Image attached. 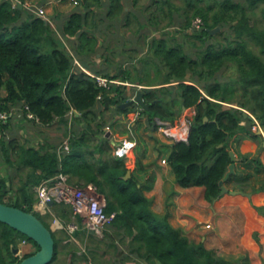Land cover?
Here are the masks:
<instances>
[{
    "label": "trees",
    "instance_id": "1",
    "mask_svg": "<svg viewBox=\"0 0 264 264\" xmlns=\"http://www.w3.org/2000/svg\"><path fill=\"white\" fill-rule=\"evenodd\" d=\"M153 2L159 15L167 17L168 21L162 26L155 15L146 20L153 35L149 50L166 74L162 79L164 86L143 95L146 108H141L139 119H146L150 128L156 119L173 122L183 107L194 108L195 117L187 139L172 140L169 145L167 162L175 183L183 189L201 187L204 199L210 204L216 200V204L221 205L228 198L237 197L258 245L259 256L262 246L257 236L261 225L254 217H264V206L254 205L247 195L221 194L219 181L228 171L229 152L233 150L243 167L238 164L225 185L232 183L233 191L264 193V180L247 191L251 174L262 167L261 159L257 154H241L238 149L243 138H250L254 144L264 141L263 136L252 130L254 120L244 118L238 109L248 111L264 132V26L251 23L256 7L264 21V0H246L245 3L181 0V6L172 0ZM100 4L101 0H79V6L60 26L52 25L22 5H14L12 0H0V111L21 110L27 121L41 126L57 123L62 126L68 143V150L58 153L57 146L49 142L35 147L1 138L8 170L24 174L17 185L12 176L0 177V203L31 212L50 228L49 223L34 212L37 187L43 180H51L61 173L70 184H91L105 196V212L115 213L110 238L125 245L128 251L125 258L133 255L138 264H223L204 241L191 239L174 228L166 216L152 211L141 184L144 140L139 139L135 169L127 178L129 170L124 159L112 153L104 116L112 112V106L118 115H126L132 107H120L125 101L124 88L120 90L113 84L110 89L101 88L95 78L83 71L90 68L87 59L95 53V41L87 37L85 28L88 22L96 21L91 8ZM124 8L120 0H110L109 14L118 17L124 13ZM173 14L185 17L183 24L179 23L185 37L199 41L194 57L177 40V31L167 30L175 23ZM195 17L202 19L201 29L191 28ZM131 18L129 12L125 13L127 25L132 22ZM217 27L220 30L211 34L210 30ZM225 27L229 28L230 36L218 42L215 37H222ZM75 40L79 42L73 43ZM228 70L234 74L226 81L220 80V75ZM225 103L236 107H225ZM27 112L37 120L27 119ZM9 122L0 124L1 132L9 127ZM68 207L55 202L47 215L52 213L64 225L77 222L82 228L81 219L74 218ZM80 228L73 236L81 235ZM82 231L83 236L85 232L94 235L84 228ZM52 235L55 252L50 264L57 259L61 241L54 231ZM21 242L32 244L35 250L19 257L13 249ZM113 247L118 248L115 244ZM37 250L35 242L0 221V264H18ZM72 255L75 257L76 253ZM83 259H86L84 255Z\"/></svg>",
    "mask_w": 264,
    "mask_h": 264
},
{
    "label": "crops",
    "instance_id": "2",
    "mask_svg": "<svg viewBox=\"0 0 264 264\" xmlns=\"http://www.w3.org/2000/svg\"><path fill=\"white\" fill-rule=\"evenodd\" d=\"M20 1H29L35 5L43 6L47 20L52 25L58 24L60 26L67 20L69 14L78 7L74 6L70 0ZM120 1L125 8L124 13L118 17H112L109 14L110 0H101L99 6L91 8L96 21L88 22L85 31L87 37L95 41V53L87 59L91 63L90 68H84L83 71L89 76L99 75L115 81L116 83L113 85L118 86L120 90L124 88V94L127 92V98L132 99L141 87L155 89L164 85L162 78H157L151 69H147L149 65L154 68V65L158 63L149 50L153 35L150 31L151 25L146 21L143 4H139L138 0ZM138 4L140 6H137ZM127 12L133 17L129 25L124 21ZM147 33L149 34L148 37L144 35ZM78 42L77 40L73 41L76 44ZM158 68L161 70L159 74L162 76V67L159 64ZM126 101L127 99L122 101L121 104ZM131 107L132 110L126 115H118L112 106V112H108L104 116L107 121L105 131L109 132V146L112 153L116 147L122 145L124 140L136 142V146L130 154L122 158L130 173L135 169L136 151L138 145L140 146L139 139L144 140L146 149L142 147V150L145 151V157L143 159L144 172L142 173L143 180L141 184L144 188V194L150 201L152 211L159 216H166L168 222L174 228L182 230L189 237L201 234V239L206 247L218 252L220 256L225 257L226 261H231L230 255H236V258L239 255H245V258L249 256L251 264H260L257 263V259L261 257L262 261L264 259V217H254L261 225L257 236L262 246L260 257V255H257L258 245L252 236V229L245 221L243 210L238 206L240 203L238 198L230 197L221 205L216 204V200L210 204L204 199L201 187L180 188L175 183L171 167L167 162L170 151L169 145L172 141L157 133L155 131L156 126L153 130L151 129L152 125L148 128L146 119H139L142 112L141 106L134 104ZM15 110L17 111V109ZM75 114L79 115L78 113ZM260 135L264 137V133ZM98 139L100 140L101 137H98ZM63 143L57 147L58 153L68 150V143L66 147L60 149ZM260 147L262 149H259ZM238 149L241 154H257L262 162L260 170L253 171L250 176V187L247 189V191H250L253 187H258L260 182L264 180V141L261 144H254L250 138H243L238 144ZM238 162V156L236 155L235 170L238 167ZM239 167L242 168L243 166L240 165ZM226 187L228 190H233L232 183ZM246 194H250L248 197L254 205L264 206L263 192H247ZM36 197L38 201V191ZM36 203L34 204V210L42 212L39 208L36 209ZM206 224H210V228H206ZM229 227L232 228L228 232V237L234 238L237 236L242 239L243 246L238 247L237 252L234 250V252L231 250L225 251L224 249L227 247L221 246L227 243V240L221 243L224 238L219 236L220 232L223 229L227 230ZM242 233L243 235H241ZM213 236L215 238L220 237V240H216L219 245L212 243ZM243 238L248 241L243 242Z\"/></svg>",
    "mask_w": 264,
    "mask_h": 264
},
{
    "label": "rangeland",
    "instance_id": "3",
    "mask_svg": "<svg viewBox=\"0 0 264 264\" xmlns=\"http://www.w3.org/2000/svg\"><path fill=\"white\" fill-rule=\"evenodd\" d=\"M153 1L154 0H138L137 2L139 4H143V8L145 11L144 13H146L147 19L154 15L158 16L159 20H161V25L163 26L168 21V18L167 17L163 18V16L159 15V11ZM233 1L235 2L242 1L244 3L246 2V0H233ZM172 2L176 5H180V6L182 5L181 0H172ZM139 4L137 6H140ZM163 8L165 10L166 6H164ZM173 15H174L175 23H173V25L170 26L167 30L177 31L175 32L177 40L183 43L184 50L190 53L194 57L196 51L198 50L197 45H199V41L193 37L192 38L185 37V32L183 29H181L180 26V24H183L185 17L184 16L178 17L177 14H173ZM251 23L255 24L257 27L264 26V21L261 19L259 7H256L254 9V13L251 14ZM229 33H230L229 28L225 27L224 35L222 37L217 36L215 37V39L218 42H221L223 41L222 39L224 36H230ZM211 41L214 42V39ZM147 69H151L156 74L157 78L163 79V76L166 74V70L162 68V72H161L162 76H160L159 73L161 70H159L158 64H155L154 68L151 65H149ZM232 74H234V72L228 70L224 73V75L223 74L220 75V80L226 81L229 79L228 77H230ZM254 129L252 127V130L257 133V129L256 130ZM63 134L64 132L61 125L59 126L57 123L49 126L36 125L32 122L27 121L23 117V113L21 110H17V111L15 110L14 116L10 119L9 127L4 132L0 131V139L3 138L6 142L10 140H14L18 144L21 145L23 144L25 146H35V147H38L40 144H43L44 142H49L54 146L58 147L59 144H61L66 139V137ZM8 168L9 167L5 162V158L3 157L1 144H0V177H7L8 175L12 176L15 185H17L18 179L24 173L21 172L22 174L19 175L15 169L8 170ZM47 209H45L44 212H38V211H34V212L36 213L38 212L42 220L49 223L50 229L54 231L57 238L61 240L58 245L57 259L52 264H78L86 260H91L93 264H138L136 260L132 258L133 255H130L129 259L125 258V256H128V251L124 244H122L118 240L112 241V239L110 238L111 237L110 234H112L113 231L110 226L105 227L100 235L94 234L93 236H91L90 233L87 232H85L83 236L82 228H80L81 235L76 237L73 235H69L70 230L68 229L67 225L61 223L59 219H57L52 213H50L51 215H47V213H49V208ZM55 219L58 220L59 222L55 223ZM59 223H61L62 228H60L61 225ZM72 223L73 222H71L70 224ZM230 228L232 227H229L227 230L225 229L221 230L219 236L221 237L223 236L224 238L221 241V243H224V241L227 240V243L221 246L227 247L224 249L225 251L231 250L232 252L234 251L237 252L238 247L240 248V246H243V244L241 243L242 239L238 238L237 236L234 238L228 237V232L230 231ZM104 232H106L108 235L104 236L103 235ZM241 235H243V233ZM219 236H217L216 238L214 236L212 237L213 244L216 245L218 244L216 240L217 239L220 240ZM190 238L194 239L195 241H202L201 234H196L195 237H190ZM246 241L248 240H245L243 238V242ZM126 242H128V239L126 240ZM109 244H111V246ZM113 244H115L118 247L117 250L113 247ZM34 250L35 247L32 244L21 242V244H19L18 246L17 255L19 257H22L24 254L28 252H32ZM119 251L122 252V255L117 256L116 254ZM74 252L76 253L75 257L72 255ZM83 255L85 256L86 259H83ZM216 255L224 261L223 264H227L228 260L226 261L225 257L220 256L218 252H216ZM230 260L231 261H228V264H251L249 256L245 258V255L244 256L239 255V257L237 258L236 255H230ZM257 263L264 264V259L263 261H262V257L257 259Z\"/></svg>",
    "mask_w": 264,
    "mask_h": 264
},
{
    "label": "built area",
    "instance_id": "4",
    "mask_svg": "<svg viewBox=\"0 0 264 264\" xmlns=\"http://www.w3.org/2000/svg\"><path fill=\"white\" fill-rule=\"evenodd\" d=\"M70 1L74 6H79V0ZM12 2L14 5H22L25 9L47 20L43 6L35 5L29 1L21 3L19 0H12ZM202 26L203 21L200 17H195L191 22L192 29L198 30L201 29ZM75 63L79 65L76 60ZM91 77L95 78L97 85L104 89H110L111 85L116 83L113 80L99 75H91ZM99 98L100 96H98V99ZM13 116V109L10 111H0V124H6ZM26 117L31 120H37L35 116L29 112L26 113ZM194 117V108H185L173 122L158 121L155 131L171 141L186 140ZM253 129H257V131L262 130L257 121H255ZM66 146L67 141H64L63 147ZM135 146V141L124 140L120 147L114 149L113 154L118 158H124L130 154ZM37 191L39 199L36 203V209L39 208L44 212V210L48 208L49 202L64 203L70 207L74 218L79 217L81 219L83 224L82 228L95 235H100L103 229L110 226L115 218V213L107 214L105 212L107 204L106 198L104 195L98 193L93 185L87 184L77 186L70 184L67 176L64 174L60 173L51 180H43L38 185ZM58 222L59 221L55 219V223ZM59 224L61 225V223ZM67 227L70 230V235H73L74 232L80 228L77 222L67 224ZM205 227L210 228V224H206ZM60 228H62V225ZM78 264H93V262L91 260H86Z\"/></svg>",
    "mask_w": 264,
    "mask_h": 264
},
{
    "label": "water",
    "instance_id": "5",
    "mask_svg": "<svg viewBox=\"0 0 264 264\" xmlns=\"http://www.w3.org/2000/svg\"><path fill=\"white\" fill-rule=\"evenodd\" d=\"M21 6V5H19ZM220 28L217 27L214 30H210V33H214L219 31ZM153 88L151 87H141L136 91L134 98L128 99L127 92L124 94V98L127 99L126 102L120 104L121 108L128 107L134 104L141 106L142 108H146V105L143 102V95L147 92L152 91ZM225 107H236L230 104H223ZM185 108L183 107V110ZM244 118L249 117L252 120H255L254 117L246 110L242 108H238ZM159 119H156L152 122L151 129L153 130L157 124ZM207 121V118H204V122ZM255 122V121H254ZM263 130H258L257 134H263ZM231 164L228 166V171L223 177L222 180L219 181V186L221 188V194L229 193L231 195H247L242 191H233L228 190L225 186V182L229 179V177L235 174V161H236V154L233 150L229 152ZM130 175V172H127L126 178ZM53 202H49L48 206H51ZM0 221L7 224L11 228L17 230L21 234L25 235L33 242H35L38 246V250L33 254L24 259H22L18 264H50L54 257L55 252V241L52 235V230L46 227L43 222L35 216L31 212H25L19 208L8 206L5 204L0 203ZM13 253H18V248L13 249Z\"/></svg>",
    "mask_w": 264,
    "mask_h": 264
}]
</instances>
